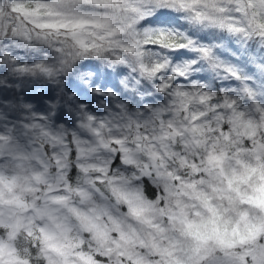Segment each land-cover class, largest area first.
I'll use <instances>...</instances> for the list:
<instances>
[{
	"label": "snow or ice",
	"instance_id": "6c2138e0",
	"mask_svg": "<svg viewBox=\"0 0 264 264\" xmlns=\"http://www.w3.org/2000/svg\"><path fill=\"white\" fill-rule=\"evenodd\" d=\"M0 264H264V0H0Z\"/></svg>",
	"mask_w": 264,
	"mask_h": 264
}]
</instances>
